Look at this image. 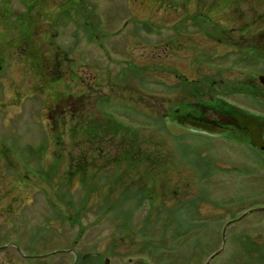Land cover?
<instances>
[{
  "label": "rangeland",
  "instance_id": "1",
  "mask_svg": "<svg viewBox=\"0 0 264 264\" xmlns=\"http://www.w3.org/2000/svg\"><path fill=\"white\" fill-rule=\"evenodd\" d=\"M49 70L63 76L51 91ZM260 74L264 0H0V264H264V130L252 148L167 114L197 88L208 105L264 115V95L232 91L264 93ZM166 191L205 224L173 244L160 220L153 247L117 228L155 221Z\"/></svg>",
  "mask_w": 264,
  "mask_h": 264
},
{
  "label": "trees",
  "instance_id": "2",
  "mask_svg": "<svg viewBox=\"0 0 264 264\" xmlns=\"http://www.w3.org/2000/svg\"><path fill=\"white\" fill-rule=\"evenodd\" d=\"M226 1L229 2V0H226ZM255 23H257V22H255ZM248 48H249L248 51H247L248 55H246L247 57H251L252 56L251 54H254V53H255V56H258V54L261 53L260 52L261 50H260L259 46H257V45H254V46H251V47H248ZM29 53L31 54L33 52L29 51ZM53 60H55V59H51V58L45 59L44 58L41 61L38 60L39 63H40L39 66L42 67L43 64L45 65L47 63V66L50 67V64H48V63L52 62ZM50 71L51 70H49L48 72L44 71L43 80L46 82V88L45 89L48 88L51 91V89H53L57 85V83H59V82H61L63 80V76H61V74L59 72H58V74L56 73V76H54L52 74V71L51 72ZM46 74H48V77H49L47 79L45 78ZM211 87H212V85H211ZM227 89L230 90L231 88H227ZM232 91H239V92H242V93H246V94L250 95L254 100H257L259 97H262V95H264V93L259 91L254 85H252L250 83L246 84V86H243L241 88H232ZM56 101H57V99H56ZM223 105L225 106L224 109L227 110V105L228 104H225V102H224ZM246 112L247 111L241 112V115L246 113ZM263 116L264 115H262L260 113H250L246 117L247 119L250 120L249 124H250V127H251V131H254L256 140H258L259 135H261V132L264 130V117ZM242 117H244V116H242ZM99 125H103V124L95 122L94 125H89L88 128H86V130H87L86 132H89L92 135L98 134L97 129L100 128ZM123 128H124L123 125H121V124L116 122V123H114L113 129L109 128L108 131L111 130V131H116L117 132V131H119V130H121ZM101 130L105 131V129H101ZM138 151L139 150L129 151V152L134 153V156H133L134 162H132V163L136 164L138 162L139 159H137L138 157H136ZM146 158L148 159V161H150V162L152 161V164H153L154 167H155V164L160 166V162L162 161L161 158H160V160H158V158H152V157L149 158V155H147V157H146V154L141 157V159H146ZM128 159H130V158H128ZM114 160H115V158H114ZM260 160H261L262 163H264V158L260 159ZM116 162H117V159H116ZM111 163H112V161H111ZM153 166H152L151 171L153 170ZM151 174L152 173H149L147 175V178L151 177ZM102 179H106L105 182L112 181V179H108L107 177L102 178ZM117 180L121 181L122 179H118V178L115 177L114 181L116 182ZM122 182H124V181H122ZM153 186H154V189H155V185H153ZM147 188L148 187L139 188L137 190V193L134 194V196L137 198V201H138L139 204H142V203H145V202L149 201V207H150V209H152L154 207V203H155V200L157 198H155L156 197V195L154 194L155 192L154 191L151 192L149 190V188L148 189ZM168 197H170V193H169V191H166V197H165V199L163 201V204H161L162 208L160 207L162 209V212H161L162 215L157 216L156 220L154 221L151 218L152 217V212H150L148 214L149 216H147L145 218V220L143 221V224H142V227L140 229V232L136 231V228L132 227L133 224H131V219L128 218V217H125V218L124 217H120V218H123V221L117 224V228L121 229L125 233L132 228V231L135 230L134 232L136 233L137 237L144 244V247H147V246H150V245L153 247L152 244L155 243V241L162 242L163 240L166 239L165 237H160V240H154L153 237L151 236V227L154 226L155 224L159 223L160 220L162 221L161 228L164 229V230L166 229V227L169 228L170 225H175L174 234H172L171 238L168 240V241H170L169 243H173V244L180 242V240L182 239V237L184 235H188L190 230H192V229L194 230L197 226H199L201 224V222L203 224H205L203 219H201V216H194L195 220H193V219L190 220V219L185 218V217L183 218V216L181 214V212H182L181 209L170 208V206H167ZM122 198H123V195H122V197L118 198L117 200L122 199ZM112 203H113V201H112ZM112 208H113V206H112ZM175 210H177L178 213H176ZM163 211H164V213H163ZM196 217L199 218V220H197ZM186 227H187V230H185ZM179 228H184V231H187V232L185 233V232L182 231V229H179ZM163 234H165L163 236L167 237L165 231L163 232ZM193 242H194V244L196 246H199L198 244L201 243V236H196V238L194 237ZM243 243H244V241H243ZM142 249H144V248H142ZM155 249L159 250L161 248H159V247L157 248L156 247ZM173 249H174V246L172 247V250ZM140 255L143 256V254H140ZM144 262L145 261L142 260V261L135 262L134 264H144Z\"/></svg>",
  "mask_w": 264,
  "mask_h": 264
},
{
  "label": "flooded vegetation",
  "instance_id": "3",
  "mask_svg": "<svg viewBox=\"0 0 264 264\" xmlns=\"http://www.w3.org/2000/svg\"><path fill=\"white\" fill-rule=\"evenodd\" d=\"M225 39L227 38L223 40ZM219 41H222V39ZM182 86H186V84ZM182 86H179V88ZM189 93L192 96L194 95L197 101L181 102L179 107H175L173 112L170 111L167 114L171 117H175V120L193 126L192 128H195L193 131H197L196 129L201 128V131L198 130L201 134L225 137L228 140L240 143L245 142L248 147L252 148L259 147L256 142L254 131H251L249 124L250 120L246 118L250 113L246 112L241 115V112L245 110L232 104L227 106V110L225 111V106L223 105L224 101L215 96L213 97L215 104L212 103L208 105L207 101L203 100L201 97L199 98L197 88H190ZM218 104L222 106V108L217 106ZM261 148L264 149V146Z\"/></svg>",
  "mask_w": 264,
  "mask_h": 264
},
{
  "label": "water",
  "instance_id": "4",
  "mask_svg": "<svg viewBox=\"0 0 264 264\" xmlns=\"http://www.w3.org/2000/svg\"><path fill=\"white\" fill-rule=\"evenodd\" d=\"M259 79H260V82L262 83V84H264V75H261L260 77H259ZM226 229V228H225ZM225 238H226V235H225V230H224V240H225ZM219 254V252H217V253H215L213 256H211V258L210 259H213L215 256H217ZM97 254H87V255H85L84 256V258H88V257H91V256H96ZM78 259V256H76V260ZM110 258L109 257H106L105 259H104V263L103 264H110Z\"/></svg>",
  "mask_w": 264,
  "mask_h": 264
}]
</instances>
